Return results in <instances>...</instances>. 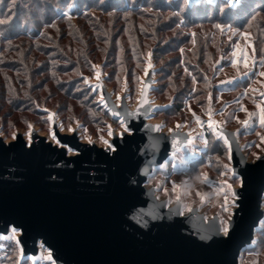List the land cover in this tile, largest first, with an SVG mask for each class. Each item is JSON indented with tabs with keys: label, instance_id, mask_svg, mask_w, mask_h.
Returning <instances> with one entry per match:
<instances>
[{
	"label": "water",
	"instance_id": "95a60500",
	"mask_svg": "<svg viewBox=\"0 0 264 264\" xmlns=\"http://www.w3.org/2000/svg\"><path fill=\"white\" fill-rule=\"evenodd\" d=\"M156 69H148L141 79L133 105L126 92L116 103L105 82L107 75L94 81L82 75L89 87V82L96 85L93 91H99L101 106L132 128L124 137L107 138L117 146L116 154L105 153L94 140H83L76 126L72 131L61 129L54 113L49 119L47 109L52 134L76 151L68 153L33 126L29 134L36 151L31 153L22 147L28 143L22 131L15 132V140L0 133V239L9 240L13 225L23 228L17 245L20 260L37 261L44 249L43 260L51 264H240L241 254L254 244L264 220V164L248 160L237 130L211 117L216 137L223 142L220 132L228 137L229 169L239 178L233 187L238 198L231 209L233 232L227 242L214 230L221 223L217 213L206 216L197 206L183 212L181 199L169 204L168 198H159L155 186L147 184L149 177L189 146L192 135L180 127L156 130L160 122L150 120L155 110L165 106L151 95ZM141 210L146 224L133 216Z\"/></svg>",
	"mask_w": 264,
	"mask_h": 264
},
{
	"label": "rangeland",
	"instance_id": "374dc122",
	"mask_svg": "<svg viewBox=\"0 0 264 264\" xmlns=\"http://www.w3.org/2000/svg\"><path fill=\"white\" fill-rule=\"evenodd\" d=\"M15 1L20 3V7L28 13L22 19L32 24L29 30L33 27L37 29L38 35L44 33L46 38L58 40L56 32L53 33L49 28L52 21L44 23L40 28L33 26V23L37 21L33 20L35 19L33 13L37 6L32 3L28 4L29 0H22V4L21 0ZM40 1L48 6L56 0ZM59 1L62 5L55 6L53 10L42 6V16L47 13L57 16L64 15L70 17L73 26L78 27L76 14L70 13L75 9V4L71 1L66 5V0ZM153 1L148 0L145 6L141 3L137 4L146 14L143 20L146 23L149 22L150 25L142 28L147 39L146 46L142 50L143 61L140 59V64L136 66L131 76H127L121 68L116 73L114 81L107 82L105 78V82L115 96V100L119 99L121 93L126 92L129 104L133 105L148 63L151 62V68H157L153 73L156 88L151 91V95L155 102H160L165 106L164 109L155 110L150 120L160 122L161 129L166 132L177 128L176 125L179 124L180 128L187 129L191 133L193 142L169 159L164 167L157 169L149 177L147 184L155 186V192L159 198L166 197L173 202L179 196L183 212L188 211L191 206H197L206 216L217 213L220 220L225 221L231 214L233 198L224 182L227 181V184L234 187L239 184V178L232 175L229 169L230 160L227 147L214 134L213 126H209V119L213 117L225 123L227 127L237 130L239 143L248 160L255 159L253 153L260 154L264 150V144L260 140V135H264V126H261L259 122V108L257 107V105L264 104V77L259 75L261 71H264V34L258 36L259 40H256L249 27L253 20L263 22L264 12H256L244 24L223 20L220 15L214 19L194 21L191 18L189 20L184 18L177 10L154 8ZM199 1L193 3H199ZM207 3L211 2L207 1ZM3 5H5L4 0H0V7ZM38 5L40 7L41 4L38 3ZM83 11L92 16L107 17V13L97 8H84ZM40 19L42 22L46 18ZM157 24L161 27L156 29ZM78 29L80 30L78 33H81L86 42L89 34H85L80 27ZM41 43L42 47L48 51L57 46L49 41H41ZM154 45L156 46L155 52ZM87 46L89 49L92 47L88 43ZM56 53L68 57L64 50H58ZM149 53H151L150 61ZM45 59L47 58L39 51H33L30 56L27 52H19L9 56L7 62L21 63L22 61L23 64H31V67L37 68L42 66ZM244 59L248 61L247 68L244 66ZM233 60L238 62L235 66L232 63ZM92 61V68L96 66L101 76L107 75L109 68L104 67L105 58L100 56ZM56 63L67 64L66 62ZM80 71L86 72L82 75L88 76L87 81L96 79L97 72L94 73L93 69L89 72L88 65L85 68L82 66ZM43 76L44 74L37 77L36 81ZM1 77L0 97L4 94L2 85L5 79L4 75ZM22 77L24 79V76ZM62 78L67 79V83L71 82V92L74 98L69 97L65 92L52 94L46 98V93L41 92V98L38 101L39 110L37 109L36 113L14 112L7 106L4 107L0 110L1 135L5 139H10L13 132L20 130L28 140L29 125H31L53 139L46 109L49 113L55 114L61 129L69 130L76 126L83 140L91 137L92 140L103 145L99 137L104 136L105 139L109 137L107 135L109 125L114 131H120L118 126L120 121L114 119L109 113L106 116L103 115L98 107L101 106L98 101L100 93L98 90L93 91L97 89L93 82H89L92 86L89 87L86 78L83 77L85 87L83 82L78 80L77 70L75 73L63 75ZM57 103H62V107L65 105L62 113H58ZM84 109L90 114L88 120L84 119L81 114ZM245 120L248 122L246 125L243 123ZM205 140H207V146H205ZM258 145L260 147H257ZM201 173L207 175L206 181ZM173 184L178 186L176 191H172ZM197 192L204 197L203 200L196 194ZM225 196L229 198L227 213L221 206ZM15 234L12 233V235ZM255 238L254 244L241 254L240 264H264V220ZM10 242L14 243L11 240L0 239V264H20L23 260L30 259L20 260L15 243V254L7 248L6 243ZM45 257L43 249L37 261H44Z\"/></svg>",
	"mask_w": 264,
	"mask_h": 264
},
{
	"label": "trees",
	"instance_id": "16d2710c",
	"mask_svg": "<svg viewBox=\"0 0 264 264\" xmlns=\"http://www.w3.org/2000/svg\"><path fill=\"white\" fill-rule=\"evenodd\" d=\"M12 1H14V7ZM4 2L5 5L0 7V19L7 20V22L0 24V79L2 75L5 79L2 85L4 94L0 97V110L7 106L8 109L14 112L36 113L40 105L38 101L41 98V92L46 93V98L52 94H63L64 92L69 97H73L71 82L67 83V79H63L62 76L75 73V70H77L78 80L83 82L86 87L82 76L86 72L80 71V69L82 66L85 68L88 65L89 72H91L93 69L91 66L92 60L100 56L105 58L104 67L109 68L106 77L107 82L114 81L116 73L121 68L127 76H131L133 70L140 64V59L142 60V50L147 42L142 28L145 25H150L149 22L146 23L143 20L146 14L137 4L141 3L145 6L148 0H66V5L70 4L69 2L75 4V9L70 13L76 14L78 27L73 26L70 17L64 15L57 16L47 13L42 16V6L53 10L55 6L62 5L59 0L50 3L48 6L41 3L40 0H29L30 3L28 2V4L32 3L37 6L35 13H33L35 15L33 20L37 21L33 23V26L40 28L44 23L52 21L49 28L53 33L56 32L57 41L54 38H46V35H43L44 33L38 35L37 29L33 27L29 30L32 24L22 19L28 13L24 11L23 7H20V3L15 0H4ZM38 3L41 4V8L38 7ZM153 3L154 8L177 10L184 18L188 20L191 18L194 21L196 19L201 21L214 19L220 15L223 20L244 24L256 12H264V0H238L231 9L226 7L225 0H215L214 3L201 0L199 3L190 5L185 0H154ZM84 8L100 9L103 13H107V17L92 16L90 13L84 12ZM8 17H11V19L8 20ZM42 17L46 19L41 22L40 18ZM79 27L81 30L83 29L85 34H89L86 42L92 45L90 49L81 33H78L80 31ZM158 27L161 26L157 24L156 29ZM249 27L256 40H259L258 36L264 34V21L253 20ZM41 41H49L52 44H57V46L48 51V49L42 47ZM59 42L63 43L59 44ZM58 50H64L68 57L56 53ZM155 50L156 46L154 45V52ZM33 51H39L47 58L41 64V67L33 68L31 64H23L22 61V64L7 62L12 54L27 52V55L30 56ZM56 62H66L67 64L62 65ZM42 74L44 76L36 81V78ZM22 76H24V79ZM57 104L58 113H62L65 105L62 107V103ZM98 107L103 115H108L103 107L100 105ZM81 114L84 119L88 120L90 118V114L86 109ZM6 244L7 248H10L12 253L15 254L14 243ZM20 264L50 263L46 261L33 262L30 259H25Z\"/></svg>",
	"mask_w": 264,
	"mask_h": 264
},
{
	"label": "snow or ice",
	"instance_id": "6c2138e0",
	"mask_svg": "<svg viewBox=\"0 0 264 264\" xmlns=\"http://www.w3.org/2000/svg\"><path fill=\"white\" fill-rule=\"evenodd\" d=\"M185 2L187 3L188 0H185ZM225 3H226V7L231 9L232 7L235 6L236 0H225ZM12 6L13 7L15 6L14 2H13ZM174 15H175V13H174ZM7 19L10 20L11 17H8ZM6 22H7L6 20H0V24L6 23ZM218 27H220V26H218ZM245 35H248V33H245ZM234 55H235V53H234ZM150 59H151V53H149V61H150ZM243 62H244L245 68H247L248 67L247 59H244ZM232 63L235 66L238 62L236 60H233ZM151 67H152V64H151V62H149L148 65H147V68L145 69V73L146 74H147V70L150 69ZM259 75L264 77V71H261L259 73ZM96 76H97V79H98L99 76H100V73L97 72ZM100 99H101V102H104V97L103 96H101ZM145 102H147V101H145ZM105 106H107L106 103H105ZM257 107L259 108V122H260L261 126H264V104L257 105ZM137 111H138V109H137ZM244 111H247V109H244ZM133 114H135V113H132V112L129 113V115H133ZM53 115L54 114L49 113V119L50 120L53 118ZM114 115H116L117 117H120V113L119 112H115ZM209 116H211V113H209ZM243 123L246 125L248 122H247V120H245ZM118 126L120 128L119 133H114L112 127L109 125L107 127V135L109 137H111L113 135H119L120 137H124V135L126 133L131 134L132 128L129 126V124L127 123V121L124 118H120V122H119ZM209 126L210 127L213 126V122L211 121V119H209ZM155 127H156V130H159L162 127V125H156ZM176 127L178 128V127H180V125L177 124ZM29 128H31V125H29ZM69 130L72 131L73 129L70 128ZM215 130L216 129L213 128V131H215ZM169 131L171 132L172 129H169ZM219 135H220V138H222L224 140L225 145H228L230 147L229 142H228V137L225 136L223 132H220ZM12 137H13V140H15L16 139V133L13 132L12 133ZM52 138H53V141L55 142V144L57 146L61 147L62 149H65L68 153H72V152L76 151L75 148L70 147L67 144H63L59 139H57L55 133L52 134ZM99 139L103 142V148H104L105 153H109V152L113 153V154L117 153V146L115 145V143L112 140L105 139L104 136H100ZM260 140H261V143L264 144V135H260ZM187 142H188V144H191L193 142L190 136H189ZM88 143H93L91 137L88 138ZM172 143L175 146L176 143H177V140L174 139L172 141ZM205 146H207V140H205ZM22 147H24V150L26 152H29V153H31L33 151H36V146L33 143H31V135L30 134L28 136V143L25 144V145H22ZM49 147H51V145H49ZM257 147H260V146L258 145ZM253 155L255 156L256 160H259V161H261V164H264V154L258 155L256 153H253ZM112 159H115V155L112 157ZM160 167H164V165H160ZM225 167H227V165H225ZM201 175L204 177L205 181L208 179V177H207V175L205 173H201ZM224 183L227 185V190H228V192L231 193V197L233 198L232 199V205L235 206L236 203H237L238 194H237V192L235 191V189L233 188V186L231 184H227V181H225ZM240 184H241V187L244 186L242 180L240 181ZM177 187L178 186L173 184L172 191H176ZM149 191H151V189H149ZM165 191H168V189H165ZM196 194L201 196V200L204 199V197L199 192H197ZM176 199L179 200L180 197L177 196ZM228 199H229L228 196H225L224 197V202L221 205L223 210H224V212H226V213L229 211V207L227 206L228 205ZM168 203L170 204L171 201H168ZM188 210L192 211L191 208H189ZM133 216L137 218V223H139V224H146L147 223V220L144 218L145 214L143 213V210H141L140 212L134 213ZM214 230L225 242H227L228 240H231L232 232H233L232 223H231V216H229L227 218V220L221 221V223L219 225H217ZM10 231L13 234L20 233V236L12 235V236L8 237L9 240L14 241L15 244L19 246L21 237L23 235V228L18 226V225H13V226H11ZM20 252L21 253L23 252L22 248H20ZM47 258L49 260L52 259L51 252H49Z\"/></svg>",
	"mask_w": 264,
	"mask_h": 264
},
{
	"label": "bare ground",
	"instance_id": "6f19581e",
	"mask_svg": "<svg viewBox=\"0 0 264 264\" xmlns=\"http://www.w3.org/2000/svg\"><path fill=\"white\" fill-rule=\"evenodd\" d=\"M116 101V103H119V99L118 100H115Z\"/></svg>",
	"mask_w": 264,
	"mask_h": 264
}]
</instances>
